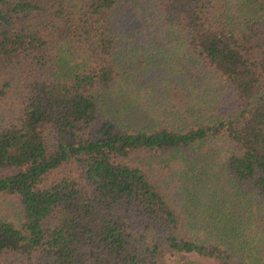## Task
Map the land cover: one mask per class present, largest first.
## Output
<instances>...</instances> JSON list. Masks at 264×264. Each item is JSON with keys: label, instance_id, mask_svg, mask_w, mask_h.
<instances>
[{"label": "trees", "instance_id": "trees-1", "mask_svg": "<svg viewBox=\"0 0 264 264\" xmlns=\"http://www.w3.org/2000/svg\"><path fill=\"white\" fill-rule=\"evenodd\" d=\"M169 253L264 264V0H0V264Z\"/></svg>", "mask_w": 264, "mask_h": 264}, {"label": "rangeland", "instance_id": "rangeland-1", "mask_svg": "<svg viewBox=\"0 0 264 264\" xmlns=\"http://www.w3.org/2000/svg\"><path fill=\"white\" fill-rule=\"evenodd\" d=\"M192 259V260H197L202 264H215V262L211 259L208 258H203L201 256H198L193 253H179V254H166L164 262L159 263V264H166V263H175L178 261H183L184 259Z\"/></svg>", "mask_w": 264, "mask_h": 264}]
</instances>
